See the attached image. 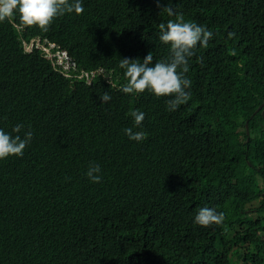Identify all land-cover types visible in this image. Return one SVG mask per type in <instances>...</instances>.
Segmentation results:
<instances>
[{
  "label": "trees",
  "instance_id": "1",
  "mask_svg": "<svg viewBox=\"0 0 264 264\" xmlns=\"http://www.w3.org/2000/svg\"><path fill=\"white\" fill-rule=\"evenodd\" d=\"M159 2L82 0L47 31L0 22V129L33 134L22 157L0 159V264H264V0ZM167 5L213 32L175 111L172 96L124 93L119 67L170 59ZM38 42L67 56L25 51ZM203 207L224 221L197 225Z\"/></svg>",
  "mask_w": 264,
  "mask_h": 264
},
{
  "label": "clouds",
  "instance_id": "2",
  "mask_svg": "<svg viewBox=\"0 0 264 264\" xmlns=\"http://www.w3.org/2000/svg\"><path fill=\"white\" fill-rule=\"evenodd\" d=\"M157 7L160 8V2L157 0ZM169 17H176L175 20H169L166 24L161 23L158 27L160 30V40L164 44L170 46L171 56L166 61L155 62L152 66L153 56L149 52L143 62L139 59H120L119 67L125 69L127 84L122 87V91L126 94L143 93L145 90L152 92L155 96H172L173 99L167 101L169 111H175L178 107L186 103L189 99V93L186 89L190 88L191 80L186 78L188 72L189 59L195 55L194 49L199 45L207 47L208 42L213 37V32L206 29L203 25L195 22H187L183 14H177L172 6L162 8ZM84 11L82 0H0V22L7 21L16 29L24 26H38L40 29L47 31L52 22L66 13L82 14ZM17 16L19 23H17ZM229 38L235 36L234 32L228 33ZM42 45L41 43H36ZM24 44L23 46H25ZM32 45V44H31ZM48 53L42 49H38L44 57L52 60L53 57L67 56L66 52L62 55L53 54L49 47L56 46L54 44L44 43ZM31 52L33 48L27 50ZM65 53V54H64ZM235 55V50H233ZM70 64L54 62V65ZM111 100V96L104 92L100 101L107 103ZM134 118V126L139 127L144 118L145 113L139 110L130 112ZM23 125H16L13 128L14 133H19ZM124 134L133 141L142 142L146 139L147 134L144 131H133L132 127L123 130ZM33 134L31 130L25 132L23 138L20 135L12 136L0 129V159L10 156L22 157L24 149L32 140ZM100 166L98 164H90L86 172L87 178L92 183H99L101 180ZM225 219L223 212H217L214 208H201L194 218V222L201 227H210L212 225H220ZM258 235L261 236L260 233ZM264 237V235L262 236Z\"/></svg>",
  "mask_w": 264,
  "mask_h": 264
},
{
  "label": "rangeland",
  "instance_id": "3",
  "mask_svg": "<svg viewBox=\"0 0 264 264\" xmlns=\"http://www.w3.org/2000/svg\"><path fill=\"white\" fill-rule=\"evenodd\" d=\"M33 46H35V47L37 46V48L42 49V50L45 51L46 53L49 52L48 49L44 48V47H45L44 44H42L41 46H40V44H37V45H36V44L31 45V44H30V45L27 47V50L31 49ZM49 49H50V51H52L53 54H56V55H62L63 52H64L62 49H56L54 46L49 47ZM64 54H65V53H64ZM60 67H61L63 70H67V69H68L67 65H65V64L60 65ZM255 206H256V204H253V205H251V208H250V207L248 208V212H249V214H250L252 217H254V218H256V212H254V210H255ZM251 249H253V248L251 247Z\"/></svg>",
  "mask_w": 264,
  "mask_h": 264
}]
</instances>
